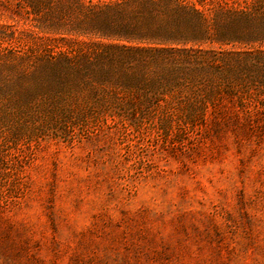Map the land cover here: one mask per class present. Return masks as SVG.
Listing matches in <instances>:
<instances>
[{
    "label": "rangeland",
    "instance_id": "rangeland-1",
    "mask_svg": "<svg viewBox=\"0 0 264 264\" xmlns=\"http://www.w3.org/2000/svg\"><path fill=\"white\" fill-rule=\"evenodd\" d=\"M0 264H264V0H0Z\"/></svg>",
    "mask_w": 264,
    "mask_h": 264
}]
</instances>
